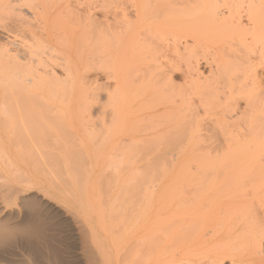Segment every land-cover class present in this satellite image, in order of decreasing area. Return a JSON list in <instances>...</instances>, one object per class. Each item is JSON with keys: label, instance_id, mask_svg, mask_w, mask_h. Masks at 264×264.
Segmentation results:
<instances>
[{"label": "bare ground", "instance_id": "obj_1", "mask_svg": "<svg viewBox=\"0 0 264 264\" xmlns=\"http://www.w3.org/2000/svg\"><path fill=\"white\" fill-rule=\"evenodd\" d=\"M0 17V264H71L64 237L80 264H181L188 215L263 187L264 0H0Z\"/></svg>", "mask_w": 264, "mask_h": 264}, {"label": "rangeland", "instance_id": "obj_2", "mask_svg": "<svg viewBox=\"0 0 264 264\" xmlns=\"http://www.w3.org/2000/svg\"><path fill=\"white\" fill-rule=\"evenodd\" d=\"M4 14L7 15L8 13L5 12ZM6 15H4V16L6 17ZM2 17H0V22L3 21V20L5 21L8 18V15H7L6 19H1ZM4 21H3V23H4ZM0 24H2V22ZM0 31H1L0 36L2 34V37H0V40H2L3 39V36H5V33L1 29H0ZM205 151H206V149H205ZM261 157L263 158V159L262 158L261 159L264 161V156H261ZM262 160H260V162H261L260 164L263 165L264 162H262ZM260 167L263 168L264 165L263 166H260ZM262 168L260 170H261V172L262 171L263 172L260 173V175H263V178H262V180H263L264 179V169H262ZM260 178H261V176H260ZM260 182H261V180H260ZM261 183H263V182H261ZM260 186L258 184L257 187H256V190H257L258 187L260 188ZM252 187H254V189H255V186H252ZM252 187L244 190L243 192L240 191V193H242L244 195H241V194L238 195L239 193H237L236 190H232V191H234L233 193H235V192L237 193L238 197L237 196H233V195H236V194H233L232 195V192H228L227 189H226V191H224L225 189H222V190L218 191L219 194H218V192L213 193L214 197H213V195H210L211 197L209 195H207L209 197H208V199L207 198L206 199L208 201L211 200V199L212 200L209 201L208 204H207V202H208L207 200H206L207 202H204L206 204L205 206H204V204L202 206V208L205 207L204 209H202V208H200V206H198L201 210L199 209V211H197V212L198 213H202L201 214L202 216H203V214H205L204 217H201V216L199 217L198 216L200 219L196 216L195 219H192V220L190 219V220L186 221L187 218L192 217V216L188 215V217L183 220L184 221V224H185L184 225L183 224V221L179 219L180 217L178 219L175 218V221L176 220L177 221L176 222L174 221V223H176L178 226L173 223L174 224L173 225L174 226L173 227L174 229H172V230H174L175 232L172 231V235H173V239H172L173 241L172 242H174L175 239H176V242L175 243H177L178 240H180V238L179 239L177 238V234L180 235L179 234L180 230H184L185 229L184 227L187 226V225L190 226V227H188V226L186 227L187 230L188 229L190 230L189 232H187V235L189 234L188 237H186V239H184V240H180V243L179 242L177 243L178 250H176L177 245H175L176 247L175 246L174 247L172 246L175 243H173L171 245L173 247V250L172 251L174 252L176 250V252H177V255H176V252H174L176 257H178V254L180 252L183 253L186 250L187 251H189V250L191 251L192 254L190 256H187L186 255L187 258H186L185 255H183V258H182L183 260L181 261V264H190V263L191 264L192 263L193 264H197L195 261H198V262L201 261V262L205 263V262L210 261V259L212 260L213 258L219 259L218 258L219 256L216 257L215 255L216 254L217 255L218 254L220 255V253H221L220 259L222 261L221 264H264V253L263 254H260V255H258L259 253L258 254L254 253L253 255L252 254L251 255L249 254V253H251L250 249H252V247H254L252 241L255 240V237H256V240H258V241L261 240L262 241V243H261V249L264 252V214H263L264 213V188H263L264 185H263V187H261V189H258L257 190L258 192L253 191L252 190L253 189ZM243 189H245V188H243ZM248 190L252 191V194H250L251 192L248 191ZM246 192L247 193L250 192V193L247 194V196H245ZM197 193L198 192H196V194ZM193 194H195V193H190L189 195H187L188 199H189V197L193 196ZM198 194H200V193H198ZM197 197H199V195ZM229 197L230 198L233 197V199L230 200ZM173 198H174V201H176L175 197H173ZM177 199H178V197H177ZM212 201L213 202L215 201L214 204H213ZM242 201L243 202H246V203H241ZM216 202H217V204H216ZM208 208L209 209L211 208V209L209 210ZM202 210L205 213L201 212ZM194 213H190V214L193 215ZM252 213H254V214H252ZM208 215L210 216V218H209ZM248 215H251V217H249ZM252 215H254L255 217H253ZM193 216L195 217V214ZM240 216L241 217L243 216L241 218L243 221L239 220L241 223L239 222L240 224H238V225L240 226V225H243V223H245V226L239 227L237 225L238 226L237 227L236 224L235 225H232V223H233L234 220L235 221H238V218L240 219ZM202 218H203V221H200ZM246 219L248 220L246 222L247 223H250V224H246V222H245ZM195 220H197V221H195ZM178 221L182 222V224L184 225V227ZM179 225L181 227H179ZM230 225L231 226H234L233 229H232V227H230ZM195 226H197V227H195ZM242 229H244V230L242 231ZM245 230H247L248 232L245 231ZM177 231H179V232H177ZM214 231H216V232H214ZM240 231H242V232H240ZM181 232H182L183 235H185V233H186L185 231H181ZM183 232H185V233H183ZM240 233H242L244 235H241ZM174 234H176V236H174ZM246 234H248V235H246ZM257 235H258V237H257ZM63 236H67V235L66 234H61V236L59 235L60 239H62L61 237H63ZM238 236H240L241 238L238 239ZM180 237H181V235H180ZM63 239H64V240H62L63 242H66V243L69 242L67 245H65L64 248H63V246H64V244H63L62 249L63 250L65 249L67 251V254L68 255H70V253H71L70 256H67V257H69L70 261H73L71 264H80L77 261H75L76 259L74 257V253H73L74 252V247H76V244L74 243L75 240H72L69 237H64ZM68 239H71L72 241L71 240H68ZM231 239H233V240H231ZM187 240H189L188 243L186 242ZM69 244L73 245L74 247L70 245L72 248L69 249ZM197 245H198V247H197ZM199 245H201V246H199ZM233 245H234V247H233L234 249H235V246H238L237 249H235L234 251L233 250L228 251L230 249V247L232 249V246ZM251 245H252V247H251ZM211 247H216V252H214L215 251V248H213V249L210 250L209 248H211ZM203 249H205V250H203ZM239 250L241 252H242V250H245V251H243L245 253H243V252L240 253ZM213 252L215 254H213ZM217 252H220V253H217ZM230 253H231L232 256L234 255L235 257L232 258L230 256ZM236 253H240V254H237L236 255ZM183 254H185V253H183ZM65 255H66V253H65ZM188 255H189V253H188ZM212 255H214V256H212ZM229 256H230V258H229ZM188 257H190V258L188 259ZM186 259H188L189 261L191 260L190 263L184 261ZM202 259H204V260H202ZM178 264H180V262Z\"/></svg>", "mask_w": 264, "mask_h": 264}]
</instances>
